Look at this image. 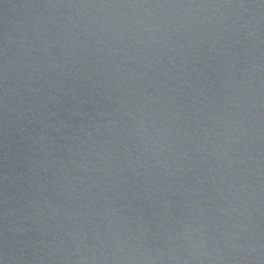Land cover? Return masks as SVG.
Returning <instances> with one entry per match:
<instances>
[{"label":"water","instance_id":"obj_1","mask_svg":"<svg viewBox=\"0 0 264 264\" xmlns=\"http://www.w3.org/2000/svg\"><path fill=\"white\" fill-rule=\"evenodd\" d=\"M0 264H264V0H0Z\"/></svg>","mask_w":264,"mask_h":264}]
</instances>
